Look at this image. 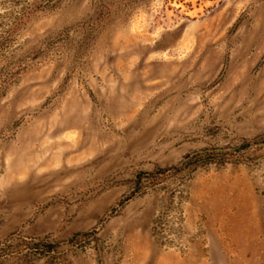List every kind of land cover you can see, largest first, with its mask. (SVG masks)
Here are the masks:
<instances>
[{
  "label": "rangeland",
  "instance_id": "rangeland-1",
  "mask_svg": "<svg viewBox=\"0 0 264 264\" xmlns=\"http://www.w3.org/2000/svg\"><path fill=\"white\" fill-rule=\"evenodd\" d=\"M0 264H264V0H0Z\"/></svg>",
  "mask_w": 264,
  "mask_h": 264
}]
</instances>
